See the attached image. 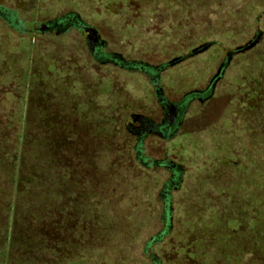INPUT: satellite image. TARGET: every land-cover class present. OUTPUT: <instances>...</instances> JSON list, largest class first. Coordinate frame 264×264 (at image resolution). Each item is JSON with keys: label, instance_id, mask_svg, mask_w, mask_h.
Here are the masks:
<instances>
[{"label": "rangeland", "instance_id": "374dc122", "mask_svg": "<svg viewBox=\"0 0 264 264\" xmlns=\"http://www.w3.org/2000/svg\"><path fill=\"white\" fill-rule=\"evenodd\" d=\"M236 1L242 0H0V62L13 63L14 71L18 67L23 71L28 68L30 74L42 70L49 92L57 96L65 87L70 95L77 96V112L86 121L106 122L107 136L120 153H129V160L136 156L132 148L138 140L132 128L140 127L132 114L159 121L162 109L158 96L171 103H184L180 125L171 134L153 131L141 139V152L136 153L147 165L135 163L115 170L108 175L109 181L103 176V185L89 205L90 217L78 223L84 233L74 236L59 259L50 264H111L106 263L109 259L114 264H214L215 255L223 258L217 252L220 240L212 241V229L224 231L221 219L217 222L213 214L212 222L208 221L211 238L206 239V229L199 231L201 224L207 225L204 213L223 207L220 191L227 188L229 183L224 182L231 177L215 158L226 153L221 146L227 147V139L234 144L241 140L237 135L232 137L238 126L243 144H255L256 136L245 121L251 114L244 107L250 102L247 91L264 88V61L258 57L264 52V5L257 11L262 12L259 20L252 18L234 27L230 15L242 6ZM10 12L20 21L16 27L8 23ZM70 14L96 31L103 43L100 51L116 57L90 51L88 30L69 27L58 33L42 27L46 21ZM212 30L214 36L209 34ZM131 62L141 64L126 65ZM149 68L158 71L148 72ZM48 71L54 72L46 75ZM58 81L69 83L61 86ZM153 83L162 89L158 96ZM3 89L5 85L0 87ZM193 93L198 95L188 99ZM107 105L110 111L103 112ZM102 154L96 155L103 158L99 161L107 158ZM169 165L179 172L178 179L174 180ZM102 167L106 171L108 162ZM138 173L139 177H130ZM170 179L171 187L166 189ZM147 191L156 206L145 207ZM166 193L172 213L168 230L162 201ZM199 194L205 203H196V211L187 210ZM148 211L155 215L151 223L143 226L141 222L139 231L136 228L132 233L134 221ZM103 215L113 220L103 224L109 233L100 238L98 218ZM194 219L198 220L195 225ZM164 229L167 232L160 234ZM158 234L146 249L147 242ZM189 239L202 245L211 242L206 249L193 247L197 248L194 257L185 260L178 248ZM16 247H20L16 242L6 247L0 264H36L30 258L27 263L14 259L12 248Z\"/></svg>", "mask_w": 264, "mask_h": 264}, {"label": "trees", "instance_id": "16d2710c", "mask_svg": "<svg viewBox=\"0 0 264 264\" xmlns=\"http://www.w3.org/2000/svg\"><path fill=\"white\" fill-rule=\"evenodd\" d=\"M237 4L242 5L241 9L230 15L234 27H240L252 18L255 21L264 12L257 13L260 6L264 5V0H242ZM13 14L14 12L9 13L8 23L11 27H16L20 21ZM2 15L0 11V16ZM62 18L64 17L46 25L51 27L56 22L60 23ZM51 29L56 30L54 27ZM57 31L62 32L60 29ZM209 34L214 36L216 32L212 30ZM94 53L97 56L100 54ZM258 57L259 61L263 62L264 52L259 53ZM228 59L229 57L226 58L225 64ZM137 64L141 63H126ZM12 65L14 66L5 60L0 62V87H6L5 90H0V258L4 255V250H7L6 247L16 242L20 247L12 248V252L15 251L14 259L21 258L22 262L27 263L30 258L36 264H50L51 260L59 259L61 251L73 241L74 236L84 233L78 223L82 222L84 217H90L89 205L94 203L97 190L103 185L100 184L103 176L109 181L108 175L115 173V170H125L135 163L138 166L147 163L141 154H137L141 152V142L137 140L132 148L136 156L129 160V153H120L107 136L109 125L105 124L106 122L102 119L86 121L83 115L77 112V96L70 95L65 87L59 89L61 92H58L57 96L56 93L49 92L48 82L42 76V70L30 74L28 68L23 71L18 67L14 71L13 68L16 67ZM149 71H153V68H149ZM53 72L48 71L46 75ZM58 82L61 86L69 83ZM247 93L246 97L250 102L244 108L251 117L245 121L249 122L247 125L256 136L255 144L254 139L253 143L243 144V132L237 129L240 126L232 131L233 138L236 135L241 138L237 144L229 142L226 138L227 147L221 146L223 150H227L226 153L215 158L220 160L231 176L224 182L229 183L227 188H221L220 191L224 204L221 209L210 208L211 213H204L203 220H207V225L203 223L199 229L202 233L206 229L207 233L204 235L209 239L212 234L209 224L213 220V214L217 222L221 219L224 231L219 227L217 231L212 229L215 233L212 241L220 240L217 252H221L223 258L215 257L214 254V264H264V88L256 90L255 94L251 91ZM109 109L110 106L107 105L102 111L108 112ZM80 118L85 121L81 122ZM244 118L242 116V120ZM117 121L118 124L121 123ZM218 148L217 146L216 149ZM97 154L107 158L99 161L103 158L96 156ZM107 162L108 168L103 171L102 164L105 167ZM172 170L174 180L178 179L179 172L169 168V171ZM138 174L130 177H139L140 173ZM170 187L171 179L167 182L166 189ZM144 196L143 203H147L145 207L152 204L156 206L150 192H145ZM165 196L166 199L162 201L165 203L163 209L168 230L169 216L172 213L167 200L170 199L169 193ZM195 200L192 205H187V210L191 208L196 211V203H205L201 194L197 195ZM96 207L101 211L104 209L102 206ZM154 217L155 215L148 211L142 219H136L132 233L137 232L141 222L143 226L150 224ZM98 219L100 238H105L109 229L103 224L106 225L113 219L104 215ZM197 222L198 220L194 219L193 224ZM166 232L164 229L160 234ZM204 235L202 236L205 238ZM158 237L159 234L154 235L152 240L147 242L146 249H149L152 241ZM205 242L206 244L202 245L199 241L189 239L181 242L178 250L183 253L185 260H191L198 247L209 248L208 242L211 240ZM195 246L197 248L192 249ZM152 261L154 263L153 259ZM106 263L114 264L110 259Z\"/></svg>", "mask_w": 264, "mask_h": 264}, {"label": "flooded vegetation", "instance_id": "af4514ba", "mask_svg": "<svg viewBox=\"0 0 264 264\" xmlns=\"http://www.w3.org/2000/svg\"><path fill=\"white\" fill-rule=\"evenodd\" d=\"M48 21L44 22L43 25L47 24ZM81 27L83 28V21L79 18V16L77 15H67L66 17L62 18L60 20V23H54L50 28H48L49 30L51 28H56V30H66L69 27ZM41 29V28H40ZM83 29L88 30L89 31V35L87 36V43L89 46L90 51L92 52H98L100 53L99 56H104V55H108L110 57H114L115 55L113 54H108V53H104L103 51H100V47L103 46V43L100 41L98 35L96 34V31L88 28V27H84ZM116 57V56H115ZM141 69H143V67H141ZM152 69V68H150ZM158 70L153 69V72H156ZM150 72V71H148ZM157 76V74H155ZM152 81L154 80L153 78L151 79ZM154 86H157L155 83H153ZM162 89L160 87H156L155 91H156V95H159V91H161ZM198 94H191L189 95L188 99H191V96H196ZM186 99V100H188ZM158 100H159V105L160 108L162 109V117L159 121H154V120H149L144 116H137L135 119L138 120V122H140V127H134L132 128L134 135H136L138 137V141L141 142V139L143 138V136H145V134L149 133V132H153L156 131L159 134L162 135H169L171 134V132L173 131L174 127H178L180 125V114H181V110L184 106L183 101L179 102V103H171L169 101H164L162 98H160L158 96ZM185 100V99H184ZM131 130V131H132ZM169 168H171V166H169Z\"/></svg>", "mask_w": 264, "mask_h": 264}, {"label": "water", "instance_id": "95a60500", "mask_svg": "<svg viewBox=\"0 0 264 264\" xmlns=\"http://www.w3.org/2000/svg\"><path fill=\"white\" fill-rule=\"evenodd\" d=\"M51 22H52V21H48L47 23H51ZM43 26L46 27L47 29L50 28V27H49L48 25H46V24L43 25ZM133 116H134V117H137L138 115H133V114H132V117H133Z\"/></svg>", "mask_w": 264, "mask_h": 264}]
</instances>
